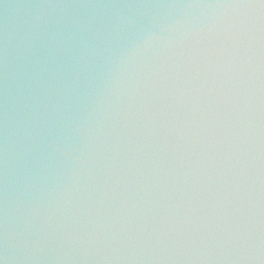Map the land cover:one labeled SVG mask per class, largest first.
Masks as SVG:
<instances>
[{
	"label": "clouds",
	"instance_id": "clouds-1",
	"mask_svg": "<svg viewBox=\"0 0 264 264\" xmlns=\"http://www.w3.org/2000/svg\"><path fill=\"white\" fill-rule=\"evenodd\" d=\"M0 264H264V0H0Z\"/></svg>",
	"mask_w": 264,
	"mask_h": 264
}]
</instances>
